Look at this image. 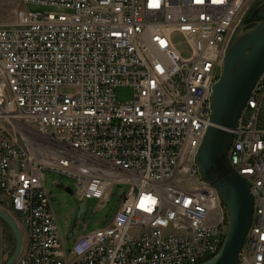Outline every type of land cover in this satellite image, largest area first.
Instances as JSON below:
<instances>
[{"label": "built area", "instance_id": "obj_1", "mask_svg": "<svg viewBox=\"0 0 264 264\" xmlns=\"http://www.w3.org/2000/svg\"><path fill=\"white\" fill-rule=\"evenodd\" d=\"M20 1L15 20L0 24V120L9 124L0 127V208L23 233L15 264L217 255L229 214L197 154L229 42L254 0ZM120 87L133 98L120 102ZM232 132L231 165L254 196L238 264H264V75ZM47 170L72 177L84 204L119 189L115 214L69 249Z\"/></svg>", "mask_w": 264, "mask_h": 264}, {"label": "water", "instance_id": "obj_2", "mask_svg": "<svg viewBox=\"0 0 264 264\" xmlns=\"http://www.w3.org/2000/svg\"><path fill=\"white\" fill-rule=\"evenodd\" d=\"M263 3L264 0L251 3L231 37L222 74L213 90V124L197 154L204 178L216 188L229 214V228L220 252L201 264H238L253 219L254 196L250 185L234 170L228 153L234 139L232 130L264 75V13L263 19L252 27L246 24L251 13ZM84 211L85 204L81 203L78 217ZM0 219L15 238V248L5 264H15L24 245L23 233L16 219L2 208Z\"/></svg>", "mask_w": 264, "mask_h": 264}, {"label": "rangeland", "instance_id": "obj_3", "mask_svg": "<svg viewBox=\"0 0 264 264\" xmlns=\"http://www.w3.org/2000/svg\"><path fill=\"white\" fill-rule=\"evenodd\" d=\"M20 0H0V24H8L15 20L17 9L21 8ZM33 10L43 11L44 7L28 5ZM254 19V18H253ZM176 42L181 47L186 48L182 37H176ZM65 91H69L65 89ZM117 99L120 102H127L133 98L132 87H120L116 90ZM9 125L0 120V127ZM11 130L10 126L6 128ZM11 132V131H10ZM3 134L9 136L8 131ZM45 185L52 196L54 212L58 217L59 227L62 232H74L75 236L81 233H88L103 226L115 214L120 205L121 198L118 196V186L114 187L113 194L109 201L100 203L98 199H88L85 201V211L78 217L81 203L75 192L77 190L75 180L62 173L47 170ZM66 240V239H65ZM7 245L11 249L7 252ZM71 247V242L67 241V248ZM15 248V238L9 227L0 219V264H5ZM10 252V254H9Z\"/></svg>", "mask_w": 264, "mask_h": 264}, {"label": "trees", "instance_id": "obj_4", "mask_svg": "<svg viewBox=\"0 0 264 264\" xmlns=\"http://www.w3.org/2000/svg\"><path fill=\"white\" fill-rule=\"evenodd\" d=\"M261 15H262V10L256 8L251 13V15L249 16V18L247 20V22L249 23L248 24V27H252L255 23H257L258 21H260L261 19H263V17Z\"/></svg>", "mask_w": 264, "mask_h": 264}, {"label": "crops", "instance_id": "obj_5", "mask_svg": "<svg viewBox=\"0 0 264 264\" xmlns=\"http://www.w3.org/2000/svg\"><path fill=\"white\" fill-rule=\"evenodd\" d=\"M59 229H60V227H59ZM71 233H73V234L71 235ZM60 236H61V238L63 239V241L65 242V244L67 246V241L68 240L71 242V245H72L73 239L75 237V233L74 232H69V231L62 232V230L60 229ZM10 249H11L10 245H7V252L10 251ZM10 252H9V254H10Z\"/></svg>", "mask_w": 264, "mask_h": 264}, {"label": "flooded vegetation", "instance_id": "obj_6", "mask_svg": "<svg viewBox=\"0 0 264 264\" xmlns=\"http://www.w3.org/2000/svg\"><path fill=\"white\" fill-rule=\"evenodd\" d=\"M256 8L262 10V14L264 13V3L259 5V6H257ZM246 24L248 25L249 23L246 22Z\"/></svg>", "mask_w": 264, "mask_h": 264}]
</instances>
